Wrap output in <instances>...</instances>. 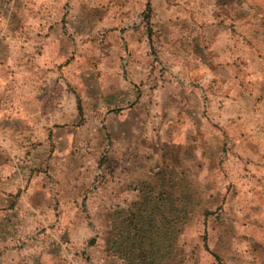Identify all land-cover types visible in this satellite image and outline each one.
<instances>
[{
  "label": "rangeland",
  "instance_id": "1",
  "mask_svg": "<svg viewBox=\"0 0 264 264\" xmlns=\"http://www.w3.org/2000/svg\"><path fill=\"white\" fill-rule=\"evenodd\" d=\"M0 264H264V0H0Z\"/></svg>",
  "mask_w": 264,
  "mask_h": 264
},
{
  "label": "trees",
  "instance_id": "2",
  "mask_svg": "<svg viewBox=\"0 0 264 264\" xmlns=\"http://www.w3.org/2000/svg\"><path fill=\"white\" fill-rule=\"evenodd\" d=\"M77 108L79 109V107ZM126 233L121 243L123 246L119 251L129 262V244L137 247V254L141 257L142 261L145 257L144 253L151 254L154 246H157L159 243L157 237L164 234L165 231L161 229L160 224L155 222L148 213L144 216V221L138 227H134V232L132 233L134 240L130 237L131 240L129 242V232L126 231Z\"/></svg>",
  "mask_w": 264,
  "mask_h": 264
}]
</instances>
